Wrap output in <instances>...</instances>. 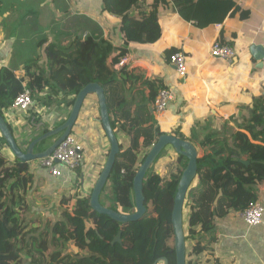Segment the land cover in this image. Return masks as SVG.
Returning a JSON list of instances; mask_svg holds the SVG:
<instances>
[{
	"label": "crops",
	"instance_id": "obj_1",
	"mask_svg": "<svg viewBox=\"0 0 264 264\" xmlns=\"http://www.w3.org/2000/svg\"><path fill=\"white\" fill-rule=\"evenodd\" d=\"M231 1H198L197 10L187 17L179 13L173 0H143L129 12L132 15L150 11L156 14L157 19L153 20L159 22L161 36L155 42L126 45L122 17L107 8L106 0H0L3 31L0 69H4L8 85L20 80L24 89L33 92L32 107L22 111L10 103L9 88H0V112L21 149L25 151L34 139L65 122L79 92H63L44 77L28 74L25 65L29 63L20 62V56L28 53L27 44L30 48L37 46L36 33L42 31L50 41L71 45L77 35L84 37L88 33V21L96 22L117 48L112 62L117 78L127 83V100L132 108L146 104L153 112L155 99H150L148 87V82L153 81L157 87L169 88L174 93L169 107L160 116L155 114L164 133L179 137L178 131L187 139L200 142L214 132L231 142L236 131L252 124L255 102L264 98V0H235L236 5L221 21ZM244 12L248 14L246 17L241 16L246 14ZM107 13L118 19L110 18ZM217 40L234 47L236 56L232 59L212 56L210 48ZM124 48L127 53L120 57ZM171 50L186 56L189 76L185 82L179 81L170 63L168 53ZM40 53L38 50L29 61L39 58ZM260 129L258 126L256 131ZM72 134L85 150L84 161L76 171L64 167L60 177H53L42 167L40 159L29 162L32 180L26 190L28 208L21 210L20 215L30 227L39 228V232H31L27 239L41 232L51 238L50 225L62 218L64 199L74 200L78 191L93 190L104 168L111 144L95 94L85 99ZM119 138L126 142L122 133ZM54 139L40 142L36 151H43ZM0 147L14 164L15 156L10 149L1 141ZM168 147L177 155L172 146ZM242 158L246 164L250 163L248 154ZM171 161L174 157L169 158L168 162ZM255 189L258 199L264 202V183H259ZM240 212L232 209L218 217L215 230L201 235L200 240L213 248L212 260L203 264H264V218L260 225L249 227ZM66 244L71 245V255L78 254L72 242ZM21 255L22 264L31 260L27 247L22 249Z\"/></svg>",
	"mask_w": 264,
	"mask_h": 264
},
{
	"label": "trees",
	"instance_id": "obj_2",
	"mask_svg": "<svg viewBox=\"0 0 264 264\" xmlns=\"http://www.w3.org/2000/svg\"><path fill=\"white\" fill-rule=\"evenodd\" d=\"M141 1L106 0V7L114 15L122 17L126 45L130 42H155L161 36L156 14L150 11L132 15L129 12ZM198 1L201 0H173L179 13L187 17L197 10ZM235 5V0L228 2L221 21ZM244 13L242 17L248 15ZM87 29L84 37L77 35L69 46L61 41H50L44 34L36 44V49L39 48L42 54L33 64L25 65V71L44 77L67 93L79 92L93 82L104 88L112 127L120 144L108 180L113 188V206L110 208L131 213L136 209L134 178L164 131L159 128L155 113L146 104L132 108L128 102L127 83L117 78L112 62V54L117 48L104 36L102 28L96 22L88 21ZM175 52L169 51V58ZM126 53V48L121 49L119 56ZM5 86L9 88L7 96L11 104L25 90L20 80L8 85L4 79V69H0V88ZM148 87L152 101L165 88L157 87L153 81L148 82ZM258 126L261 129L256 131ZM242 128L232 135L231 142L214 132L208 133L204 140L195 142L176 131L179 138L191 142L198 151L197 177L186 198L189 206L185 202L189 208L187 221L184 212L186 264L211 261L213 248L200 240L201 235L215 230L218 217L225 216L232 209L244 210L250 202L258 199L255 186L264 183V98L255 102L252 124ZM121 133L126 142L119 138ZM0 141L7 146L3 136ZM244 154L249 155V164L243 160ZM187 163L188 159L183 155L176 163L167 162L166 166L174 165V168L165 176L154 165L150 167L143 181L147 211L137 221L120 223L96 213L90 205L92 190L78 191L74 200L64 199L62 218L49 223L52 224L50 238L42 232L36 236L39 228L30 227L20 215L21 210L28 208L26 190L32 180L30 163L15 157L12 164L0 147V264H22L21 252L24 247L31 254V260L25 264H154L163 257L170 264H177L172 211ZM220 191L223 195L215 204ZM119 231H122L121 242L113 243ZM31 232L35 233L34 237L27 239ZM63 242H72L79 251L78 256H65Z\"/></svg>",
	"mask_w": 264,
	"mask_h": 264
},
{
	"label": "water",
	"instance_id": "obj_3",
	"mask_svg": "<svg viewBox=\"0 0 264 264\" xmlns=\"http://www.w3.org/2000/svg\"><path fill=\"white\" fill-rule=\"evenodd\" d=\"M110 18L118 19L107 13ZM95 94L98 98L99 110L101 121L105 130V133L110 141L111 148L104 165V168L98 177L96 184L92 190L90 205L91 208L98 214L107 215L110 218L120 222L127 223L132 221H137L141 219L147 211L144 204L145 196L143 191V181L149 171L150 167L156 161L158 156L164 151L167 146H172L176 153L185 156L188 159L186 168L183 170L181 175L177 193L175 195L174 207L172 211V223L175 233V252L177 264H186V236L184 231V206L187 198L188 191L194 180L197 177L198 172V151L196 147L189 141L183 140L173 134H162L156 143L153 145L149 154L145 158L144 162L140 166L137 175L134 178V194H135V204L136 209L131 213H123L114 210L108 206H105L101 202V194L105 188L111 172L113 170L116 157L120 151V144L116 133L112 127L110 113L107 106L106 96L104 88L98 83H89L83 87L77 94L73 107L71 109L70 115L60 126L49 130L48 132L42 134L38 138L34 139L28 148L24 151L19 146L16 141L9 125L7 124L5 118L0 112V132L5 138L7 147L13 153V155L22 162H31L34 160H39L45 157H49L55 149L60 145V143L69 135L72 134L74 125L79 117L82 106L88 95ZM50 138H55L54 141L43 151H36V146ZM223 195L220 191L218 197L215 200V204L218 203L219 198ZM122 231H119L118 235L113 240L115 242H121ZM170 264L166 257L157 260L154 264Z\"/></svg>",
	"mask_w": 264,
	"mask_h": 264
},
{
	"label": "built area",
	"instance_id": "obj_4",
	"mask_svg": "<svg viewBox=\"0 0 264 264\" xmlns=\"http://www.w3.org/2000/svg\"><path fill=\"white\" fill-rule=\"evenodd\" d=\"M3 40V31L0 27V45ZM211 55L224 59H232L236 56V49L222 41H214L210 48ZM124 61L121 63V65ZM170 63L176 70L178 79L185 82L189 76V69L186 63V56L182 52H175L170 58ZM174 100V93L169 88H163L157 94L153 105V112L160 116ZM34 103L33 92L25 89L13 102V108L26 111ZM85 150L77 138L71 134L67 136L55 151L49 156L40 159L42 167L48 170L51 176L60 177L62 169L68 168L76 171L83 163ZM243 221L249 227L260 225L264 218V202L260 199L250 202V204L240 212Z\"/></svg>",
	"mask_w": 264,
	"mask_h": 264
},
{
	"label": "rangeland",
	"instance_id": "obj_5",
	"mask_svg": "<svg viewBox=\"0 0 264 264\" xmlns=\"http://www.w3.org/2000/svg\"><path fill=\"white\" fill-rule=\"evenodd\" d=\"M61 18H63V17H61ZM57 19H59V18H57ZM42 23H44V22H42ZM42 27H44V26H42ZM60 31H61V29L60 30H57L56 32H60ZM51 34L54 36L55 33L53 31H51ZM43 35H44V32L43 31L36 33V37L37 38H42ZM59 37L62 38L61 37V34H59ZM25 50H28V53L22 54L20 56V62H23L24 64H26V63L33 64L34 62L33 61L30 62L29 60L33 56H35L36 54H38V50L36 49V47L35 48H30L28 46V44H27V49H25ZM168 149H170V150H168ZM170 153H172V156H170ZM170 157H174V161H178V159L180 157H182V155H180V154L176 155L175 152L171 149V147H168L167 146L164 149V151H163L161 157L159 158V160L157 162H154L153 163V165L161 173L162 176H165V175L169 174L170 172H173L174 165L173 166H166V163L169 161V158ZM106 185L107 186H106V188L104 190V193H102V196H101V202H102L103 205L110 207L112 205V199H113V188L111 186L110 181ZM186 204L189 206V200H186ZM187 205H185V208H184L185 221H187L188 215H189V208H188ZM63 244L65 245V256L71 255L72 254V251H71V248H70L71 245L70 244H66L65 242H63ZM78 254L75 253L74 255L75 256L76 255L78 256Z\"/></svg>",
	"mask_w": 264,
	"mask_h": 264
}]
</instances>
